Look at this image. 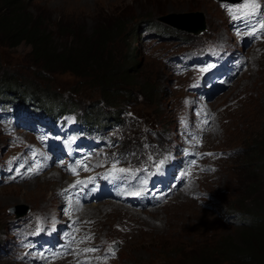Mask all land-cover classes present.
Here are the masks:
<instances>
[{"label": "rangeland", "instance_id": "rangeland-1", "mask_svg": "<svg viewBox=\"0 0 264 264\" xmlns=\"http://www.w3.org/2000/svg\"><path fill=\"white\" fill-rule=\"evenodd\" d=\"M20 3L25 14L37 18L41 23L38 26L39 30L45 28L44 30L50 31L52 45L57 48V51L63 50L70 44L72 47L79 48L82 34L89 35L93 28L101 23L106 22L104 25L109 23L111 26H117L120 21H123L124 30L115 43L117 49L115 61H120L123 55L126 56L130 52L137 53L135 70L137 76L129 85H126V89L134 92V97L139 102L130 101L131 108L145 121L160 119L163 123H171L169 108L158 111L150 100L151 94L145 91L144 81L149 79L151 83L146 82L150 85L154 84L153 79L149 77L153 76L155 82H160L157 77L163 75L164 70L160 62L155 63L151 60L155 52L148 55L150 51L158 50L173 62L175 68H178L181 55L179 60H174V53L195 46L199 41L194 40L198 39L199 35L195 37L196 35L179 32L175 40L168 38L152 45L136 36L135 29L138 22H141L140 26H142V20L148 18L164 26L181 25L193 28V23L196 26L203 20L207 25L203 35H209L212 31H217L226 25L217 0H20ZM258 4H262L261 0H258ZM2 10L3 8H0V14L3 13ZM191 12L202 14L201 17L196 15L199 19L198 23L195 22ZM162 17L167 19L163 21ZM64 25L72 30L62 29ZM81 27L82 33L79 32ZM181 37L194 38V40L180 43ZM32 47L33 45L24 40L18 44H13L10 40L4 41L0 33L2 71L15 76L13 77L15 82L23 84L24 90L41 91L42 88L54 90L65 100L77 99L80 102V108L92 101L91 90L87 86L79 87L77 91L72 90L74 84L81 79L71 74L55 73L42 68L41 62H35L32 58ZM169 49L171 50L168 52L163 51ZM139 51L142 52V56L139 55ZM260 52L259 49L254 51L256 62H261L258 68L246 73L238 80L236 89L232 88L228 93L242 88L261 92L253 101H246L240 109L230 112L224 134L213 137L208 142L211 146H244L245 150L236 157L230 156L228 160L223 161L221 169L209 178L211 180L204 181L206 189L211 193L210 200L198 203L178 196L161 209L157 210L155 207L153 212L132 216L127 223L129 225L131 221L135 222L131 226L132 232L120 234L125 241L119 254V261L122 263L198 264L199 262L204 264L205 256L208 255L211 257V262L216 263L221 261L222 255L217 252L223 248V242L241 244L246 241L248 235L257 233L256 231H264V162H256L258 157L264 155V103H258L260 99L264 100V50L262 54ZM34 67L42 69L45 76L36 74ZM88 70L90 73L87 76L91 79L95 76L97 68L91 65ZM139 89L146 98L138 94ZM172 89L170 95L160 97L159 101H162L164 105L169 103L170 98L173 102V99L180 96V92L175 90L173 85ZM228 93L223 95L221 102L226 100ZM152 98H156L153 91ZM2 141L0 138V142ZM183 141H187V138ZM255 141L261 144L256 148H247L253 146ZM61 143L62 141H58L55 145V156L64 162L70 158V155L60 152ZM2 148L0 143V149ZM80 154L82 153H73L71 159L79 162ZM161 170L168 172L165 166ZM4 176V172L0 169V178ZM157 179L159 182L164 181L162 178ZM50 191V185L40 180L31 183L22 181L0 187V226L2 222L14 215L8 212V207L17 205L18 209L23 211L25 206L33 208L48 206ZM40 203L43 204L37 205ZM224 209L241 213V222L235 224L227 222L222 213ZM95 211L103 221L105 231L108 230L107 225L118 219L117 216L104 214L105 211L102 209ZM254 212H259L262 218L252 226L242 225V221H246L247 224L254 221ZM177 242L184 243L183 247L176 246ZM243 257L239 251L233 250L232 256L222 259L224 261L240 260ZM10 263L0 255V264Z\"/></svg>", "mask_w": 264, "mask_h": 264}, {"label": "trees", "instance_id": "trees-1", "mask_svg": "<svg viewBox=\"0 0 264 264\" xmlns=\"http://www.w3.org/2000/svg\"><path fill=\"white\" fill-rule=\"evenodd\" d=\"M7 6V7H6ZM20 0H0V8H3V13L0 14V33L1 39L4 41H12L13 44H18L24 40L33 47L31 48L32 58L35 62H41L42 68L51 70L55 73L73 75L81 80L76 82L73 91H77L84 86L91 90V96L97 94L99 98L110 102L109 104L120 105L122 98L127 99L134 96V92H130L124 96H117L126 89L133 78L137 76L135 70L137 68V53L130 52L128 55H123L120 61H115L117 49L115 48L116 40L123 32V21L117 26H111L109 23H101L93 28L89 35L82 34L81 46L79 48L72 47L71 44L64 47L63 50L57 51L52 45L50 31L38 29L41 24L37 18L31 17L22 11ZM6 7V9H5ZM62 29L72 30L66 25ZM82 33V27L79 29ZM68 33V32H66ZM69 34V33H68ZM72 36L75 38L74 33ZM140 55V54H139ZM96 66L97 72L91 79L87 74L90 73L88 67ZM37 74L45 76L42 69ZM9 80H13L9 76ZM149 79L145 80V91L152 96L153 86L150 85ZM50 92L38 91V94H49ZM53 94V93H52ZM54 99L61 108L60 114L66 110L63 103L59 100L60 94L54 91ZM97 98V97H96ZM93 104H85L82 109L83 113H76L71 106L68 108L66 120L79 126H89L93 121ZM110 120L116 118V112L110 111L108 114ZM261 144V142H259ZM255 145H258L256 143ZM259 163L264 162V155L260 156ZM257 233L250 234L246 237V241L241 244L223 242L224 246L217 254L223 257L232 256L233 250L239 251L245 258L240 260H226L225 263L217 261L211 262L210 255L205 256L204 264H264V231H256ZM181 243H176V246L182 247ZM239 245V246H238ZM212 254V253H211ZM222 258H220L222 260ZM206 261L208 263H206ZM199 264V262H198Z\"/></svg>", "mask_w": 264, "mask_h": 264}, {"label": "snow or ice", "instance_id": "snow-or-ice-1", "mask_svg": "<svg viewBox=\"0 0 264 264\" xmlns=\"http://www.w3.org/2000/svg\"><path fill=\"white\" fill-rule=\"evenodd\" d=\"M257 3L256 0H246L243 8L246 9V11L244 12L245 15H252L255 13V10L257 8ZM237 11H240L239 9ZM230 14L232 13V10L229 9ZM262 28H264V25H261ZM205 155H213L211 153H207ZM161 164L163 163V161L160 162ZM123 171V170H121ZM95 249H85L84 251H94Z\"/></svg>", "mask_w": 264, "mask_h": 264}, {"label": "water", "instance_id": "water-1", "mask_svg": "<svg viewBox=\"0 0 264 264\" xmlns=\"http://www.w3.org/2000/svg\"><path fill=\"white\" fill-rule=\"evenodd\" d=\"M190 14H193V15L198 14V15H200V17L202 16L201 13L191 12ZM204 27H205V25H204V22H203V20H202V21L200 22V24L194 29V32H199V31H201L202 29H204Z\"/></svg>", "mask_w": 264, "mask_h": 264}]
</instances>
